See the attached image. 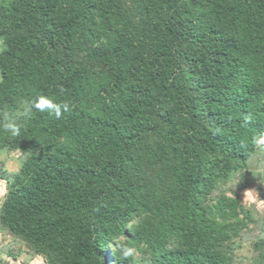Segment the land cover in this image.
I'll return each mask as SVG.
<instances>
[{"label":"trees","instance_id":"16d2710c","mask_svg":"<svg viewBox=\"0 0 264 264\" xmlns=\"http://www.w3.org/2000/svg\"><path fill=\"white\" fill-rule=\"evenodd\" d=\"M0 39V152L26 155L3 229L49 264H131L120 238L232 264L246 211L207 201L264 134V0H0ZM38 95L72 110L26 113Z\"/></svg>","mask_w":264,"mask_h":264},{"label":"rangeland","instance_id":"374dc122","mask_svg":"<svg viewBox=\"0 0 264 264\" xmlns=\"http://www.w3.org/2000/svg\"><path fill=\"white\" fill-rule=\"evenodd\" d=\"M4 46L0 39V50ZM26 155L19 150L0 152V206L8 188V179L21 168ZM226 196L230 205L246 211L239 218L245 227L231 232L221 250L228 253L232 264H264V144L257 146L247 163V169L219 183L207 203L213 206L218 198ZM121 242L123 238H120ZM5 257L17 264H49L45 256L38 254L24 241L9 234L0 226V264H8ZM131 264H153L143 250L135 249Z\"/></svg>","mask_w":264,"mask_h":264},{"label":"clouds","instance_id":"9594fccd","mask_svg":"<svg viewBox=\"0 0 264 264\" xmlns=\"http://www.w3.org/2000/svg\"><path fill=\"white\" fill-rule=\"evenodd\" d=\"M33 109L45 113L48 115L54 116L57 120L61 119L65 113H68L72 110L69 102H58L55 97H50L46 95H38L34 99H32L27 108L26 113H30ZM3 129L13 136H19L21 132V126L16 122L15 119L9 118L6 120L3 125ZM253 143L256 146H261L264 144V134H261L259 137H255L253 139ZM115 252L118 248L120 250L123 258L127 259L129 257H133L135 255V249L133 247L128 246L127 244L121 243L120 241H113Z\"/></svg>","mask_w":264,"mask_h":264},{"label":"crops","instance_id":"0c3cea01","mask_svg":"<svg viewBox=\"0 0 264 264\" xmlns=\"http://www.w3.org/2000/svg\"><path fill=\"white\" fill-rule=\"evenodd\" d=\"M4 261H6L8 264H17L15 260L10 259L9 257H7V258L5 257Z\"/></svg>","mask_w":264,"mask_h":264}]
</instances>
